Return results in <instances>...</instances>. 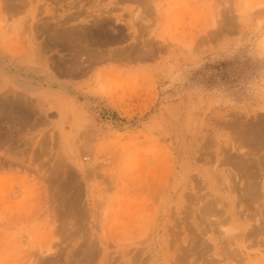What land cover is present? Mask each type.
<instances>
[{"label":"rangeland","instance_id":"rangeland-1","mask_svg":"<svg viewBox=\"0 0 264 264\" xmlns=\"http://www.w3.org/2000/svg\"><path fill=\"white\" fill-rule=\"evenodd\" d=\"M7 1L0 0V264H37L46 255L50 264H264L263 233L250 232L264 223V173L251 158L250 181L229 161L264 152L242 140L264 124V1L25 0L13 9ZM100 14L119 33L103 52H127L73 74L56 71L49 60L69 58L72 47L52 45L44 25ZM204 193L222 198L224 212L201 215V205L216 201Z\"/></svg>","mask_w":264,"mask_h":264},{"label":"bare ground","instance_id":"bare-ground-1","mask_svg":"<svg viewBox=\"0 0 264 264\" xmlns=\"http://www.w3.org/2000/svg\"><path fill=\"white\" fill-rule=\"evenodd\" d=\"M120 1H123V0H120ZM131 1H135V2H141V4L143 3V4H145V5H147L146 3H148V2H150V1H148V0H131ZM264 1V0H263ZM244 2V1H243ZM249 2V1H248ZM6 3V6L7 7H9L10 9H13L14 7H12V6H14V5H20V4H22V3H26L25 2V0H9V1H7V2H5ZM152 3V2H151ZM250 4V3H249ZM144 5V6H145ZM247 5V4H246ZM257 5V4H256ZM1 6H2V2H1ZM5 6V5H4ZM252 6V5H251ZM261 6V5H260ZM252 9V8H251ZM260 9H262V8H260ZM264 9V8H263ZM262 9V10H263ZM247 10H249V9H247ZM222 14V13H221ZM245 16V15H244ZM248 16V15H247ZM252 16H253V14H252ZM98 17V16H97ZM138 17V16H137ZM253 18V17H252ZM75 18H74V16H72V17H68V18H66V19H62L61 20V17L60 18H58L56 21H55V23L54 22H52V24L54 23V28H53V26H51V23L50 24H47V25H44L45 26V29H46V31H47V33H49V38H50V41H51V44L52 45H55L56 47L57 46H59V45H61L62 44V42H64L65 44H67V45H70V47H72L71 48V51L73 52V53H71L70 54V57L69 58H65L64 56H60V58H58V59H56V60H54V61H51V60H49V59H47V61L49 60V62H50V64H51V66L56 70V71H58L59 73H65V74H73L75 71H78L80 68H82V67H87V65H91V64H93V63H95V62H98V61H101V60H104V59H107V58H111V57H116L117 55H121L122 53H126L127 52V49H124V47L123 48H121L120 49V51H112V50H110L109 51V53H107V51H106V53H105V51L103 52V50H104V48H102V46H104V45H106L107 43L106 42H108V41H110V43H113V42H117V41H119V33L118 34H112V33H115V32H113V31H115L114 29H112V27H111V25H110V19H107L106 18V16H104L103 14H100L99 15V17L98 18H95V20L94 21H88V20H86V21H81V22H79V23H77V24H74V25H71V24H69L70 23V21H72V20H74ZM222 19V18H221ZM216 20H218V19H216ZM207 21V20H206ZM214 21V20H213ZM216 22H218V21H216ZM214 24V23H213ZM223 25V24H222ZM42 26H43V24H42ZM215 26V25H214ZM215 27H217V26H215ZM219 27H221V26H219ZM222 28V27H221ZM224 28V27H223ZM212 29H213V27H212ZM206 30V29H205ZM224 31V30H223ZM222 31V32H223ZM120 32H121V30H120ZM203 32V31H202ZM205 33V32H204ZM203 33V34H204ZM202 34V35H203ZM206 34V33H205ZM210 34V33H209ZM207 35V34H206ZM205 35V36H206ZM107 36V37H106ZM109 37V38H108ZM196 37V36H195ZM121 38V37H120ZM199 39V38H198ZM203 39V38H202ZM202 39H201V41H202ZM199 41V40H198ZM197 41V42H198ZM264 41V40H263ZM115 42V43H116ZM196 42V43H197ZM106 43V44H105ZM189 43V42H188ZM46 44V43H45ZM114 44V43H113ZM191 44V43H190ZM195 44V43H194ZM263 44V43H262ZM205 45V44H204ZM54 46V47H55ZM66 46V45H65ZM198 46V45H197ZM126 47V46H125ZM102 48V49H101ZM135 48V47H134ZM135 50V49H134ZM193 50V49H192ZM43 51V50H42ZM113 53H114V55H113ZM141 53V52H140ZM190 53V52H189ZM134 55H136V54H134ZM83 56L85 57V59L83 58ZM188 56V55H187ZM43 57H45V56H43ZM42 57V58H43ZM68 57V56H67ZM117 58V57H116ZM116 61V60H115ZM118 62H119V60H118ZM88 68V67H87ZM84 69V68H83ZM82 69V70H83ZM89 69V68H88ZM81 70V69H80ZM16 97V96H15ZM9 100V99H8ZM14 101V100H13ZM19 102V101H18ZM2 103V102H1ZM7 103V102H6ZM5 103V104H6ZM16 103V102H15ZM26 104V103H25ZM24 106V105H23ZM27 107V106H26ZM25 107V108H26ZM8 110V109H7ZM13 112H16V111H13ZM7 113V112H6ZM12 113V112H11ZM29 114H32V112L31 113H28V115ZM1 115V114H0ZM5 115V114H4ZM27 115V114H26ZM26 115H25V117H26ZM14 116V115H13ZM19 116V115H18ZM1 117H2V115H1ZM17 117V116H16ZM263 117V116H262ZM8 119V118H7ZM13 119V117L11 118V120ZM17 119V118H16ZM16 119H15V121H16ZM10 120V121H11ZM18 120H20V119H18ZM9 121V122H10ZM257 121V120H256ZM12 122H14V120L12 121ZM12 122H10V124L12 123ZM8 123V122H7ZM16 123H19L18 121L16 122ZM28 124V123H27ZM19 125V124H18ZM23 125V124H22ZM234 125V124H233ZM258 125V124H257ZM15 126V125H14ZM253 127V126H252ZM255 127V126H254ZM13 128V127H12ZM21 128V127H20ZM237 128H239V127H237ZM244 128V127H243ZM242 128V129H243ZM11 131H12V129L11 128H9ZM18 129V128H17ZM236 128L234 127V130H235ZM240 129V128H239ZM249 130H246V134H245V137L243 136L244 134H242L241 135V137L240 136H237V135H235L232 139H235L236 137H238V139H239V137L240 138H242V137H244V138H242V140L244 139V141H246L247 143H251V144H253V143H259L260 145H258V146H260V149H262V148H264V124H262L261 125V127L259 128L260 129V131L258 130H256V131H254V129L252 130L251 128H248ZM19 131L21 130V129H18ZM24 130V129H23ZM18 131V132H19ZM244 131V130H243ZM23 133H24V131H23ZM8 134H12V135H15L14 133H10V132H8ZM22 134V133H21ZM19 135V134H18ZM18 135H16V136H18ZM24 135V134H23ZM1 137H2V135H1ZM5 137V136H4ZM13 137V136H12ZM9 138H11V136L9 137ZM7 139V138H6ZM20 139V138H19ZM5 140V139H4ZM14 140V139H13ZM241 139L239 140V143L241 144V142L240 141H242ZM240 144H238L239 146H240ZM231 145H233V143H231ZM242 145V144H241ZM249 145V144H248ZM247 145V146H248ZM5 146V145H4ZM27 146V145H26ZM236 147V148H240V147ZM250 146V145H249ZM253 147L255 146V144H253L252 145ZM16 147H18V146H16ZM231 146L229 145V148H230ZM242 147H244V146H242ZM256 147V146H255ZM262 147V148H261ZM21 148V147H20ZM235 148V149H236ZM258 148V147H257ZM0 149H2L1 147H0ZM244 149V148H243ZM243 149L241 148V151L243 152ZM221 150V149H220ZM231 150V149H230ZM229 150V151H230ZM237 150V149H236ZM258 150V149H257ZM256 150V151H257ZM263 151H264V149H262ZM262 150H259L260 151V153H261V151ZM4 151V150H3ZM7 151V150H6ZM17 151V150H16ZM223 151H225L226 152V150H225V148H224V150ZM228 151V150H227ZM238 151H240L239 149H238ZM246 151H248V150H246ZM245 151V152H246ZM251 151V150H250ZM253 151V153H252V155H251V153L249 152V153H242V154H240V155H242V156H240V155H235V156H233V158H228L229 159V161L231 162V164H232V167H233V165L235 166V168H236V166L237 167H239L240 169H238V172H239V170H242L243 172H245L246 174H247V172H248V177H249V175H250V178H251V174H256V172L255 171H257V170H255L254 172L255 173H253V171L251 170L250 171V169L252 168V167H255V164H254V161H255V159H256V164L259 166V168H260V172L262 173H264V160H262V159H264V152H263V156H261V154L260 155H257V154H255L254 153V150H252ZM1 152V151H0ZM26 152V151H25ZM24 152V153H25ZM232 152H233V150L231 151V152H228V153H231L232 154ZM236 152V151H235ZM234 153V152H233ZM238 153V152H237ZM23 154V153H22ZM221 154V153H220ZM235 154V153H234ZM253 154H255V155H253ZM11 155V154H10ZM9 158H11V156H9V154L7 155ZM16 157H17V155H15ZM24 156V155H23ZM224 156V155H223ZM253 156H255V157H253ZM8 157H7V159H8ZM13 157V156H12ZM225 157V156H224ZM243 157V158H242ZM225 158H227V157H225ZM225 158L223 159L224 160V163H225ZM251 158H254V161L251 159ZM17 159V158H16ZM20 159V158H19ZM3 160H5V159H3ZM223 160H222V162H223ZM13 161H15L14 160V158H13ZM5 162V161H4ZM227 162V161H226ZM229 163V162H228ZM230 164V165H231ZM8 165V164H7ZM6 165V166H7ZM219 165V164H218ZM224 165V164H223ZM226 165H228V166H230L229 164H227L226 163ZM225 165V166H226ZM256 165V166H257ZM17 166V165H16ZM2 167V166H1ZM234 168V167H233ZM256 168V167H255ZM253 169V168H252ZM258 169V168H257ZM227 172V171H226ZM241 172V171H240ZM243 172H241V173H239V175L240 176H242V173ZM245 173H243V174H245ZM251 173V174H250ZM257 173H258V171H257ZM228 174V173H227ZM229 174H231V172L229 173ZM235 175V174H234ZM238 175V174H237ZM262 175V174H261ZM236 176V175H235ZM239 176V177H240ZM263 177H264V175H262ZM230 177V176H229ZM228 177V178H229ZM236 177H238V176H236ZM235 177V178H236ZM255 177V176H254ZM262 177V178H263ZM207 178V177H206ZM232 178V177H231ZM243 178V177H242ZM241 178V179H242ZM246 178V177H245ZM244 178V179H245ZM259 178V177H258ZM247 179V178H246ZM252 180H250V179H248L247 181L249 182V180L250 181H254L255 180V178L253 179V178H251ZM257 179V178H256ZM208 180H210V178L208 179ZM218 180H220V179H218ZM263 180V179H262ZM223 181V180H222ZM242 181V180H241ZM212 182V181H211ZM220 182V181H219ZM237 182H238V180H237ZM255 182V181H254ZM233 182H231V183H229V184H232ZM235 183V182H234ZM244 183V182H243ZM247 183V182H246ZM249 183H251V185H248V183L246 184V185H248V186H250V189H251V187L253 188L254 186H255V184L256 183H253V182H249ZM254 185H253V184ZM260 183V182H259ZM206 184V183H205ZM245 184V183H244ZM242 185V184H240L241 186H244L245 187V185ZM259 185V184H258ZM263 185H264V181H263ZM206 185H204V187H205ZM217 186V185H216ZM234 186V185H233ZM247 186V187H248ZM261 186V185H260ZM246 187V188H247ZM11 188V187H10ZM9 188V189H10ZM212 188V187H211ZM211 188H209V189H211ZM242 188V187H241ZM255 188V187H254ZM253 188V190H252V193H253V191H255V189ZM261 188V187H260ZM7 189V188H6ZM234 189L236 190L237 188H235L234 187ZM245 189V188H244ZM248 189H249V187H248ZM239 190H242V189H239ZM249 190H244V191H242V192H248ZM3 192V191H2ZM4 193V192H3ZM195 193V192H194ZM207 193H209V194H211L212 196H214L212 193H210L209 191L207 192ZM260 193V192H259ZM217 194V193H216ZM246 194V193H245ZM248 195H249V193H247ZM256 194V193H255ZM70 195V194H69ZM186 195V194H185ZM195 195H197L196 193H195ZM195 195H192L194 198L196 197ZM263 195V194H262ZM191 196V197H192ZM199 196V195H198ZM206 196H208V194H205L204 193V197L206 198ZM210 196V195H209ZM212 196H210V197H212ZM216 196V195H215ZM246 196V195H245ZM251 196V195H250ZM256 196V195H255ZM254 196V197H255ZM190 197V196H189ZM187 198V199H189V200H191L190 198ZM192 197V198H193ZM201 199H202V197H203V195H202V197H201V195L199 196ZM203 197V198H204ZM210 197H207L206 199H205V201L208 199V198H210ZM244 197V196H243ZM243 197H241V198H243ZM198 198V197H197ZM196 198V200L197 201H200L199 199H197ZM213 198V197H212ZM211 198V199H212ZM215 198V197H214ZM213 198V199H214ZM217 198H218V200L220 199L219 197H216L215 199H216V201H210V199L209 200H207V202L206 203H204V202H202V201H200V202H202V203H204L203 204V207H202V203H200V202H197L198 204H200L201 205V207H199L198 209H203V211L202 212H204V213H200L201 215H203V214H205L206 212V214L207 215H209L212 211H216L217 212V214L216 215H218V209L222 206H219L220 204H222L224 201L222 200V198L220 199L221 200V203L217 200ZM229 198V197H228ZM239 198H240V196H239ZM248 198V197H247ZM244 199V198H243ZM260 199V198H259ZM203 200V199H202ZM242 200V199H241ZM246 200V199H245ZM70 201V200H69ZM210 201V202H209ZM223 201V202H222ZM240 201V200H239ZM247 201V200H246ZM48 202V201H47ZM220 204H219V203ZM242 202V201H241ZM252 202V201H251ZM251 202H249V203H251ZM264 202V201H263ZM191 203V202H190ZM76 204V203H75ZM194 204V203H193ZM196 204V203H195ZM219 204V205H218ZM239 204V203H238ZM253 204H254V202H253ZM264 204V203H263ZM72 205V204H71ZM191 205H192V203H191ZM216 205H217V207H216ZM252 205V204H251ZM15 206V205H14ZM189 206V205H188ZM199 206V205H198ZM261 206V205H260ZM10 207V206H9ZM62 207V206H61ZM184 207V206H183ZM191 207V206H190ZM219 207V208H218ZM12 208V207H11ZM16 208V207H15ZM20 208V207H19ZM55 208H57V207H55ZM196 208V207H195ZM216 208V209H215ZM222 208V207H221ZM220 208V212H219V215H220V213L221 212H224L222 209ZM247 208V207H246ZM251 208V207H250ZM261 208V207H260ZM17 209V208H16ZM28 209V208H27ZM32 209V208H31ZM54 209V208H53ZM64 209V208H63ZM75 209H77V208H75ZM206 209H207V211H206ZM251 209H253L254 210V208L252 207ZM8 210V209H7ZM59 210V209H58ZM208 210L209 211H211V212H209V214H208ZM222 210V211H221ZM252 210V211H253ZM12 211H14V210H12ZM11 211V212H12ZM32 211H33V209H32ZM55 211V210H54ZM243 211V210H242ZM10 212V211H9ZM15 212V211H14ZM43 212V211H42ZM58 212V211H57ZM214 212H212V214L214 213ZM215 212V213H216ZM261 212V211H260ZM31 213V212H30ZM215 213H214V215L213 216H215ZM61 214V213H60ZM63 214V213H62ZM61 214V215H62ZM65 214V213H64ZM69 214V213H68ZM67 214V215H68ZM206 214H205V216H206ZM212 214H210L209 216H211ZM264 214V213H263ZM29 215V214H28ZM31 215V214H30ZM67 215L65 216V217H67ZM174 215V214H173ZM255 215V214H254ZM197 216V215H196ZM204 216V217H205ZM15 217V216H14ZM203 217V216H202ZM200 218H201V216H200ZM200 218H199V220H200ZM251 218V217H250ZM58 219V218H57ZM209 219V218H208ZM257 219V218H256ZM53 220V219H52ZM55 220V219H54ZM53 220V221H54ZM203 220V219H202ZM206 220V219H205ZM176 221V220H175ZM191 221V220H190ZM201 221V220H200ZM202 222V221H201ZM257 222H259V221H257ZM263 221H261V223H262ZM50 223V222H49ZM53 223V222H52ZM51 223V224H52ZM216 223V222H215ZM260 223V224H261ZM55 224V223H54ZM54 224H53V226H54ZM212 224V223H211ZM259 224V223H258ZM263 225H259V226H257V228H256V226H254L255 224H253L252 226L254 227V228H256L255 229V232L254 231H252V230H250V232L252 233V235L254 236L255 234L254 233H257V231L258 230H261V231H258V233L257 234H259V232L261 233H263V236H264V231H262V229H264V223H262ZM191 225V224H190ZM203 225V224H202ZM223 225H225V224H223ZM206 226H207V224H206ZM251 226V227H252ZM261 227L262 229H259V228ZM49 228V227H48ZM52 228V230H53V227H51ZM57 228V227H56ZM210 228V227H209ZM254 228H253V230H254ZM50 229V228H49ZM173 229V228H172ZM249 229V228H248ZM51 230V229H50ZM56 230V229H55ZM205 230V229H204ZM215 230H217V229H215ZM207 231V230H206ZM224 232H226L225 230H224ZM224 232H222V233H224ZM231 232V231H230ZM233 233H232V235L233 234H235L234 233V231H232ZM250 232H248V233H250ZM54 233V232H53ZM171 233V232H170ZM175 233V232H174ZM203 233V232H202ZM218 233V232H217ZM247 233V234H248ZM261 233V234H262ZM201 234V233H200ZM205 234V233H204ZM219 234H221V232H219ZM218 234V235H219ZM225 234V233H224ZM238 234H240V233H238ZM246 234V233H245ZM246 234V235H247ZM52 235V234H51ZM208 235V234H207ZM232 235L230 236L231 237V239H233L234 237L236 238H238V237H240V236H238V235H233L234 237H232ZM252 235L250 236V235H248V236H250V237H252ZM25 236V235H24ZM178 236V235H177ZM195 236V235H194ZM198 236V235H197ZM202 236V235H201ZM227 236V235H226ZM245 236V235H244ZM256 236V235H255ZM260 236H262V235H260ZM52 237V236H51ZM228 237V239H230V237L229 236H227ZM227 237H225V239L227 238ZM257 237V236H256ZM221 238V237H220ZM223 238H224V235H223ZM234 238V239H235ZM236 238V239H237ZM241 238H242V236H241ZM245 238V237H244ZM227 239V240H228ZM257 239V238H256ZM203 240V239H202ZM201 239H200V241H202ZM224 240V239H223ZM245 240V239H244ZM44 241V240H43ZM177 241V240H176ZM179 241V240H178ZM192 241V240H191ZM199 241V242H200ZM206 241V240H205ZM226 241V240H225ZM237 241V240H236ZM239 241V240H238ZM23 242V241H22ZM45 242V241H44ZM89 242V241H88ZM87 242V243H88ZM193 242V241H192ZM197 242V241H196ZM198 242V243H199ZM40 243V242H39ZM39 243H37V244H39ZM83 243H85V242H83ZM197 243V244H198ZM204 243H206V242H204ZM204 243H202V245L204 244ZM227 243V242H226ZM232 243H234V242H232ZM257 243V242H256ZM255 243V244H256ZM89 245H90V243H88ZM87 244V245H88ZM188 244V243H187ZM190 244H191V242H190ZM193 244V243H192ZM191 244V245H192ZM196 244V245H197ZM200 244V243H199ZM254 244V243H253ZM40 246L42 245V244H39ZM57 245V244H56ZM91 245H92V243H91ZM177 245V244H176ZM178 245H180V244H178ZM177 245V246H178ZM205 245V244H204ZM203 245V246H204ZM210 244H208L207 246H209ZM212 245V244H211ZM210 245V246H211ZM224 245V244H223ZM222 245V246H223ZM228 245V244H227ZM248 245V244H247ZM4 246V245H3ZM48 246H49V244H48ZM201 246V245H200ZM202 246V247H203ZM206 246V245H205ZM256 246V245H255ZM53 246H51V248H52ZM92 247V246H91ZM90 247V248H91ZM187 247H189V246H187ZM212 247V246H211ZM3 248V247H2ZM7 248V247H6ZM38 248H39V246H38ZM42 248V247H41ZM88 248H89V246H88ZM170 248V247H169ZM193 248H195L194 246H193ZM193 248H192V250H193ZM206 248V247H205ZM210 248V247H209ZM222 248V247H221ZM247 248H249V247H247ZM47 249V248H46ZM50 249V248H49ZM54 249V248H53ZM85 249V248H84ZM92 249V248H91ZM177 249V248H176ZM175 249V250H176ZM187 249H189V248H187ZM199 249V248H198ZM207 249V248H206ZM43 250V249H42ZM42 250H40L41 252H43ZM48 250V249H47ZM88 250V249H87ZM94 250V249H93ZM139 250H142V249H139ZM181 250H182V248H181ZM190 250V249H189ZM189 250H187V251H189ZM204 250V247H203V249H202V251ZM210 250V249H209ZM224 250V249H223ZM226 250H228V249H226ZM245 250V249H244ZM11 251V250H10ZM12 251H13V249H12ZM49 251L50 250H48V251H46V252H48L49 253ZM54 251V250H53ZM52 251V252H53ZM58 251V250H57ZM85 251V250H84ZM91 251V250H90ZM89 250L87 251V252H90ZM194 251H196V248H195V250ZM193 251V252H194ZM201 251V252H202ZM240 251H241V249H240ZM45 252V253H46ZM80 252V251H79ZM87 252H85V253H87ZM94 252V251H93ZM141 252V251H140ZM185 252V251H184ZM206 252V251H205ZM204 251H203V254L205 253ZM208 252V251H207ZM210 252V251H209ZM227 252V251H226ZM239 252V251H238ZM253 252V251H252ZM44 252L43 253H40L41 255H44L45 254ZM48 253H46V254H48ZM78 253V252H77ZM84 253V254H85ZM98 253V252H97ZM137 253V252H136ZM197 253H200V251L199 252H197ZM242 253V252H241ZM37 254V253H36ZM35 254V255H36ZM51 254H53V253H51V251H50V256H51ZM206 254V253H205ZM245 254V253H244ZM49 255V254H48ZM54 255V254H53ZM75 255V254H74ZM90 255V254H89ZM88 255V256H89ZM194 255V254H193ZM202 255V254H201ZM26 256V255H25ZM38 256H39V254L37 255V258H38ZM45 256V255H44ZM43 256V257H44ZM135 256V255H134ZM134 256H133V258H134ZM192 256V255H191ZM196 256H198V255H196ZM204 256V255H203ZM250 256V255H249ZM257 256V255H256ZM31 257H34L33 258V260H35V259H37L35 256H31ZM47 257V255L45 256V258H42V256H41V258L42 259H37L36 260V262H38L39 263V260H44V263H47V262H49V260H48V258H46ZM141 257V256H140ZM187 257V256H186ZM210 257V256H209ZM229 257H231V256H229ZM22 258V257H21ZM55 258V257H54ZM132 258V259H133ZM193 258H194V256H193ZM198 258V257H197ZM204 258V257H203ZM236 258V257H235ZM234 258V259H235ZM253 258V257H252ZM19 259V263H20V258H18ZM25 259H27V257L26 258H23V260H25ZM51 259V258H50ZM198 259H200V258H198ZM243 259V258H242ZM31 261H32V259H30ZM83 260V259H82ZM137 260H139V257H138V259ZM201 260H204V259H201ZM209 260V259H208ZM51 261V260H50ZM56 261V260H55ZM134 261V260H133ZM132 261V262H133ZM178 261V260H177ZM199 261V260H198ZM209 261H211V260H209ZM212 261H213V259H212ZM211 261V262H212ZM15 262H16V260H15ZM24 262V261H23ZM52 262H54V261H52ZM82 262V261H81ZM138 262V261H137ZM136 262V263H137ZM179 262V261H178ZM196 262V261H195ZM195 262H193V263H195ZM200 262V261H199ZM204 262V261H203ZM202 262V263H203ZM215 262V261H214ZM223 262H224V260H223ZM13 263V262H12ZM18 263V262H17ZM22 263V262H21ZM29 264H30V261L28 262ZM28 263H26V264H28ZM32 264L34 263V261L33 262H31ZM37 263V264H38ZM51 262H49V264H50ZM139 263V262H138ZM205 263H206V261H205ZM16 264V263H15ZM23 264V263H22ZM25 264V263H24ZM36 264V263H35ZM41 264H42V262H41ZM48 264V263H47ZM60 264V263H59ZM82 264V263H81ZM141 264H143V263H141ZM200 264V263H199ZM214 264V263H213Z\"/></svg>","mask_w":264,"mask_h":264}]
</instances>
